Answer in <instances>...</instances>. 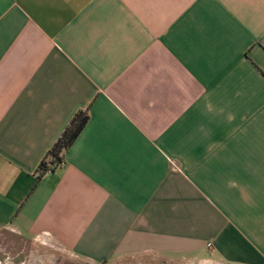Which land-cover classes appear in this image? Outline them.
<instances>
[{"label": "crops", "instance_id": "1", "mask_svg": "<svg viewBox=\"0 0 264 264\" xmlns=\"http://www.w3.org/2000/svg\"><path fill=\"white\" fill-rule=\"evenodd\" d=\"M42 252L264 264V0H0V264Z\"/></svg>", "mask_w": 264, "mask_h": 264}, {"label": "trees", "instance_id": "2", "mask_svg": "<svg viewBox=\"0 0 264 264\" xmlns=\"http://www.w3.org/2000/svg\"><path fill=\"white\" fill-rule=\"evenodd\" d=\"M88 121L87 111L76 112L66 125L61 135L49 149L46 161H41L38 167V176L55 170L63 162V152L68 149Z\"/></svg>", "mask_w": 264, "mask_h": 264}, {"label": "rangeland", "instance_id": "3", "mask_svg": "<svg viewBox=\"0 0 264 264\" xmlns=\"http://www.w3.org/2000/svg\"><path fill=\"white\" fill-rule=\"evenodd\" d=\"M40 262L56 263V264H97L91 262H83L74 260L72 257L67 255H62L54 252H42L40 253Z\"/></svg>", "mask_w": 264, "mask_h": 264}, {"label": "built area", "instance_id": "4", "mask_svg": "<svg viewBox=\"0 0 264 264\" xmlns=\"http://www.w3.org/2000/svg\"><path fill=\"white\" fill-rule=\"evenodd\" d=\"M44 161L47 162V161H46V158L44 159Z\"/></svg>", "mask_w": 264, "mask_h": 264}]
</instances>
